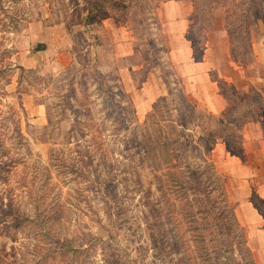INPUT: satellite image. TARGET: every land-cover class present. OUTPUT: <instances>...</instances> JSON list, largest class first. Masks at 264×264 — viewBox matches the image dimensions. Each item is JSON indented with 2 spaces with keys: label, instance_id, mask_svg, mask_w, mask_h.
Here are the masks:
<instances>
[{
  "label": "rangeland",
  "instance_id": "1",
  "mask_svg": "<svg viewBox=\"0 0 264 264\" xmlns=\"http://www.w3.org/2000/svg\"><path fill=\"white\" fill-rule=\"evenodd\" d=\"M162 1L0 0V264H227L217 239L200 241L159 196L162 170L141 144L152 103L176 93L160 66L179 77ZM177 1L191 5L189 25L200 12L205 42L221 23L238 97L264 90V0ZM230 228L226 255L249 264Z\"/></svg>",
  "mask_w": 264,
  "mask_h": 264
},
{
  "label": "trees",
  "instance_id": "2",
  "mask_svg": "<svg viewBox=\"0 0 264 264\" xmlns=\"http://www.w3.org/2000/svg\"><path fill=\"white\" fill-rule=\"evenodd\" d=\"M196 16V22L193 26L189 25L185 38L191 43L192 59L202 61L206 31H199L202 16L200 12ZM44 47L43 44L38 45L37 50ZM168 66L171 67L172 64L169 63ZM139 71L143 76L136 82L137 86L144 81L148 69L141 65ZM160 71L169 95L173 90L176 93L173 97L164 96L152 103V109L146 115L145 132L141 140L146 148V157L152 159L150 162L153 169L162 170L159 176L156 175L157 188L161 190L159 196L172 208L178 206L181 217L188 223H195L193 228L198 230L196 234L200 241L205 242L207 236L216 238L220 245L217 249L225 257L227 264H236L238 261L233 255H226L221 238L232 232L230 226L237 228V237L240 238L238 245L242 246L241 257L244 259L245 255L249 264H254L243 229L236 219L234 204L227 197L225 177L207 157L217 140H222L231 154L243 158L242 128L245 122L257 118L263 110L264 90L260 92L250 89L243 97H238L233 85L210 70L211 80L216 82L219 89H223L221 94L228 101L225 110L217 115L195 105L185 95L182 80L172 68L169 71L165 66H160ZM172 84L179 86L174 88ZM173 110L176 112L175 116L171 115ZM190 155L198 159L194 161ZM213 190H217L216 197L210 196ZM250 202L264 218V201L253 193ZM220 203L221 208H218ZM175 217L178 219L177 215ZM155 244L159 251L164 252L161 244Z\"/></svg>",
  "mask_w": 264,
  "mask_h": 264
},
{
  "label": "crops",
  "instance_id": "3",
  "mask_svg": "<svg viewBox=\"0 0 264 264\" xmlns=\"http://www.w3.org/2000/svg\"><path fill=\"white\" fill-rule=\"evenodd\" d=\"M190 7L187 2L165 0L158 5L156 14L169 58L185 84V91L191 93L194 101L218 113L223 110L224 101L216 92L209 70H216L220 77L233 84H237L241 76L229 58L228 38L221 23L208 33L202 61L192 59L191 43L185 38ZM149 81L146 80L144 87ZM148 90L152 89L148 87ZM153 97L150 102L155 99ZM242 136L243 159L230 154L224 142L216 143L212 159L216 169L225 176L226 193L234 204L235 216L243 229L253 261L264 264V218L250 202L253 191L264 201V127L261 120L245 122Z\"/></svg>",
  "mask_w": 264,
  "mask_h": 264
}]
</instances>
